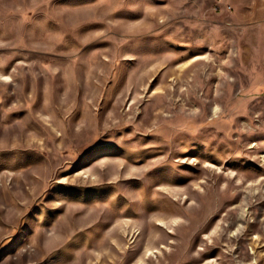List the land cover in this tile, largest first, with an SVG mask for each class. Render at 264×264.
<instances>
[{
	"label": "rangeland",
	"instance_id": "1",
	"mask_svg": "<svg viewBox=\"0 0 264 264\" xmlns=\"http://www.w3.org/2000/svg\"><path fill=\"white\" fill-rule=\"evenodd\" d=\"M0 264H264V0H0Z\"/></svg>",
	"mask_w": 264,
	"mask_h": 264
}]
</instances>
